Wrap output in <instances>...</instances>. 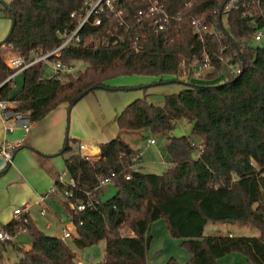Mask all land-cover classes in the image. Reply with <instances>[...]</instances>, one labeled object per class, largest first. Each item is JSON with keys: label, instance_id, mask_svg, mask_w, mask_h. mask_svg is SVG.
Returning <instances> with one entry per match:
<instances>
[{"label": "trees", "instance_id": "obj_1", "mask_svg": "<svg viewBox=\"0 0 264 264\" xmlns=\"http://www.w3.org/2000/svg\"><path fill=\"white\" fill-rule=\"evenodd\" d=\"M86 1L12 0L4 5L3 17L14 24L0 46V84L12 73L5 65L7 51L28 60L31 51L54 50L62 43L60 33L71 32L77 24L71 14L82 13ZM155 1L171 19L164 31H155V17L138 14ZM228 1L116 0L122 26L102 15L101 26L88 24L79 32L80 41L56 58L63 65L82 63L84 69L76 76L49 78L39 64L23 71L21 89L14 81L0 87V100L13 102L14 111L36 123L59 105L69 109L106 88L109 79H157L150 87L173 83L191 75L194 62L208 57L203 84L186 83L185 90L165 96L162 105L147 102L146 95L132 101L116 118L119 135L99 145V156L75 153L63 160L75 183L73 196L64 197L65 187L57 179L54 192L45 197L56 199L61 192L65 198L78 237L70 236L75 248L104 241L105 257L98 264H146L151 241L147 231L160 219L190 254L184 264H217L232 253L242 255L247 264H264V43L251 45L255 31L264 28V0H238L236 10L224 11ZM195 18L207 28L202 40L192 31ZM223 63L235 69L230 78L222 76ZM214 79L219 80L206 81ZM180 119L192 123L191 135L173 138L170 133ZM142 129L166 142L168 166L159 175L135 168L140 152L121 138ZM69 152L67 142L59 154ZM103 179H110L115 189L107 201L100 199ZM80 204L85 206L82 211ZM210 223L248 224L259 235L204 236ZM4 231L12 238L25 232L32 247L25 251L13 239L0 241V264L7 246L21 255L16 264H77L66 241L41 232L28 214ZM166 264L181 263L170 258Z\"/></svg>", "mask_w": 264, "mask_h": 264}, {"label": "crops", "instance_id": "obj_2", "mask_svg": "<svg viewBox=\"0 0 264 264\" xmlns=\"http://www.w3.org/2000/svg\"><path fill=\"white\" fill-rule=\"evenodd\" d=\"M4 35L5 29H2V32H0V43ZM202 74L203 72H201V78L203 77ZM18 75L13 79L16 86ZM222 76L225 77L224 74H222ZM201 78H194L189 74V76H186L184 79V84H203L205 80L203 79V81ZM180 79L173 83H180ZM218 80L219 79L206 81L215 83V81ZM173 83L162 82L158 85ZM17 88L20 89L18 86ZM146 88L147 87L144 89ZM144 92L146 93V91ZM76 105L69 109L65 104L57 106L56 109L49 112L39 122L34 123L32 128L25 133L14 122H3L0 115V146L8 142L20 145L13 153L14 156L11 164L5 166L4 161L0 159V231H3L13 220H17L13 215L15 209L22 208L28 204L30 205L27 212L28 217L41 232L43 231L38 226L39 221L45 230H54L57 236H53L63 239V233L68 232L70 236L78 238L72 223L63 227L61 231H58L56 222L58 218L53 211V206H51L50 201L47 199L48 197L45 198L44 201L43 206L46 209V213L43 217L40 216L39 213L43 206L37 204L39 197L45 196V194L54 189V183L60 175V173L58 174L55 171L57 167L56 158L59 157V151H61L65 143L69 142L71 154L79 153L82 156L92 159L99 156V145L104 144V142L107 143L108 140L115 137L111 124H108L109 119L105 117L103 111L102 118L104 120L100 118V120L96 121L93 117L96 122L88 124L87 121L84 120L82 113L76 108ZM124 105L127 106L126 103L122 104L119 102L118 107H115V105L110 107L111 113L113 114H111L113 119L111 122L115 123V125L117 116L126 107ZM98 114L100 113H97L96 116L100 117ZM106 122L108 125H106ZM110 128L111 131L109 132ZM129 134L132 133H128L127 135ZM66 137H68L67 142ZM98 138H100V144L94 142L95 139ZM165 143L164 141V144ZM149 144L150 146H146L145 150L140 152V160L144 157L147 160L145 161L146 163H143V161L139 163V161L135 168H140L144 171L145 166L147 168H153L152 166L156 165V162L154 163L151 159L158 157L162 160L164 155L160 150L155 148L156 143ZM80 145L83 146V149H79ZM130 147L138 151L131 145ZM149 147H152V149H149ZM69 156H63V160ZM228 229L229 235L233 236L232 227ZM23 235L27 234L21 232L13 237V240L18 241L19 239V242H17L18 245L21 246L23 250L28 251L32 247V239L29 237L25 240ZM78 264L80 263L78 262Z\"/></svg>", "mask_w": 264, "mask_h": 264}, {"label": "rangeland", "instance_id": "obj_3", "mask_svg": "<svg viewBox=\"0 0 264 264\" xmlns=\"http://www.w3.org/2000/svg\"><path fill=\"white\" fill-rule=\"evenodd\" d=\"M11 1L12 0H0V32H2V29L3 30L5 29V35L2 41L5 40V37L7 36L11 26L10 20L3 17L2 10L4 9V5H8ZM223 22L225 23V18H223ZM262 43H264V36L260 41H256V40L254 41L253 39L251 41L252 46L260 45ZM5 55L7 58L8 56L13 55V53L7 51ZM73 66L75 69H78L80 71L84 69V65L82 63H73ZM223 66L224 67L222 74H224L225 77L230 78L232 72H235L234 71L235 69L231 68L226 63H223ZM191 75L194 78H201V73L200 76L196 73H193ZM18 76L19 77L17 78V86L20 88L23 75L19 74ZM180 78H181L180 83L164 84V85L156 84L155 86L148 87L150 86L149 84L156 83L157 79L146 76H125V75L118 76L109 79L106 82V86H107L106 88L93 91L88 96L84 97V99L78 101L76 103L77 105L76 104L75 105L76 108L82 113L84 120H86L88 124H91V122H96L97 120H100V118L104 120L102 118V111H103L105 117L109 119L108 124H111V128L114 132L113 135L117 137V135H119V131L115 123L111 122V120H113L112 119L113 114L111 113V109H110L111 106L115 105V107H118L119 102H121L122 104L126 103L128 105L132 101L142 98L145 94H146L145 97L147 102H150L155 106L162 105L164 102L163 98L165 96L173 93H178L187 88L186 86L187 84H184L185 77L182 76ZM145 87L147 88L144 89ZM144 91H146V93ZM97 113H100L98 114L100 117L96 116ZM93 117L96 121L93 119ZM108 124L106 122V125ZM111 128L109 132L111 131ZM191 128H192V123H189L187 120L185 119L177 120L174 129L170 133L171 137L175 138L182 136H190ZM121 138L122 140L128 142L133 148L137 149L139 152L145 150V147L150 146L149 143L153 141L154 143H156L155 148L160 150L163 155L165 153L163 151L165 140L163 138L154 137L153 135L150 134L148 130L142 129L141 131L136 133H132L129 135L125 134L122 135ZM99 140L100 138L95 139L94 142L100 144L101 141ZM149 149H152V147H149ZM69 155H71V152L65 153L63 156L65 157ZM194 155H196V153ZM63 156L59 155V157L56 158L57 167L55 171L58 174L60 173V175L64 171ZM163 158L165 157L163 156ZM163 158L162 160H160L158 157L151 159L152 161H154V163L156 162V165L152 166L153 168H147L145 166L144 171L146 173L159 175V173H162L165 170H167L168 163ZM142 161L143 163H146L145 161L147 160L144 157H142L139 163H141ZM114 194H115L114 187L109 185L101 193L100 199L101 201H107ZM55 196L56 199H53L50 196L47 199L50 201L51 206H53V211L55 212V215H57L58 218V219L56 218L57 229L58 231H61L63 227L71 223V220L68 212L66 211L65 205L63 204L65 203L64 202L65 198L63 197L62 193L56 192ZM38 226L47 235L57 236L54 230H45L43 228V225H41L40 221L38 222ZM229 227H232L233 229L232 232L234 234L233 235L234 237H257L259 235L256 229H254L251 225L231 224V223H227V224L210 223L207 226H205L203 233L204 236H211V235L227 236L229 235V229H228ZM147 235L151 236V241L147 249L146 264H166L170 260V258H174L177 262L181 264H184L187 261H189L190 254L180 245L181 243L180 239H173L171 237V235L168 233L167 226L163 219H160L159 221L153 223L148 229ZM23 238L27 240L29 238V235L28 236L23 235ZM65 241L72 248L73 253H75L77 264L78 262L80 264H98L104 260L105 257L104 241H100L94 244L93 246L78 248V249L72 245L70 239H65ZM14 242H19V239L18 241H14ZM4 255H5L3 260L4 264H16L21 259V255L16 253V251L10 246L6 247ZM217 264H247V262L242 255L237 253H232V254H228V256L219 258L217 260Z\"/></svg>", "mask_w": 264, "mask_h": 264}, {"label": "built area", "instance_id": "obj_4", "mask_svg": "<svg viewBox=\"0 0 264 264\" xmlns=\"http://www.w3.org/2000/svg\"><path fill=\"white\" fill-rule=\"evenodd\" d=\"M238 0H229L225 6L224 11L230 9H237L238 8ZM86 9L82 13H72L70 18H74L77 21L76 26L71 32H62L60 36L62 38V43L56 47L54 50L50 52H44L43 50L39 49L38 51H31L28 53V60L24 57L14 54L8 56L5 59V65L7 68L12 72L6 80L0 84V87L9 82L13 81L14 77L18 74H23V71L41 64L43 70L47 72V76L49 78L55 79H63L65 77H73L76 76L80 70L75 69L73 65H63L60 61L56 60L60 56V51L68 45H71L73 42H79V32L83 30L88 24L92 26L99 27L103 24V20L101 16L103 15L106 18L115 19L119 21V27L124 24L123 19H121L122 10L119 8L116 0H88L85 2ZM142 17H155V22L153 24L155 31H164L166 27L170 23L169 16L165 13V11L159 6L158 2L155 1L150 6H148L146 13L142 14L141 11L138 13ZM192 31L196 34L200 40H202L204 32L207 30L206 26L202 24V21L198 18H195L191 21ZM264 36V28L261 30L255 31V34L252 36V39L255 41H260ZM103 42L106 41V38L102 39ZM209 61L208 57L206 56L202 62H194L192 67V74L196 73L200 76V73L203 72L206 68H208ZM238 71H236L237 73ZM187 74H184L186 78ZM15 105L13 102L9 101H1L0 100V115L2 121L5 123L14 122L17 124L23 131L28 132L32 126L33 122L29 121L25 114L20 112L14 111ZM151 144L154 142L151 141ZM19 144L17 143H3L0 146V159H2L5 163V166L11 164L13 159V153L19 148ZM79 149H83V146L80 145ZM85 157V156H83ZM88 158V157H86ZM114 176V174H111ZM66 178V179H64ZM128 179V176H126ZM58 183H61L65 187V191L63 192L64 197L71 198L73 196V190L76 189L75 183L73 179L69 178L67 172L64 171L61 175H59ZM109 185H112L110 179H103L100 183V186L105 189ZM54 189L48 193H53ZM45 196L39 197L37 204L43 206L45 201ZM30 205H25L22 208H17L13 211V215L16 218H20L23 215H27L28 209ZM70 209H74V204L69 203ZM79 211L85 209L84 204H80L78 207ZM40 216H44L46 213V209L43 208L40 210ZM63 239H69L70 234L68 232L63 233ZM13 238L8 235L4 230L0 231V241L2 242H9Z\"/></svg>", "mask_w": 264, "mask_h": 264}, {"label": "water", "instance_id": "obj_5", "mask_svg": "<svg viewBox=\"0 0 264 264\" xmlns=\"http://www.w3.org/2000/svg\"><path fill=\"white\" fill-rule=\"evenodd\" d=\"M11 22H12V23H11V26H10V29H9V32H8L7 36L11 33L12 28H13V24H14V22H13V20H12ZM7 36H6V37H7ZM4 42H5V41L1 42V43H0V46H2V45L4 44ZM67 140H68V137H66V142H67Z\"/></svg>", "mask_w": 264, "mask_h": 264}]
</instances>
